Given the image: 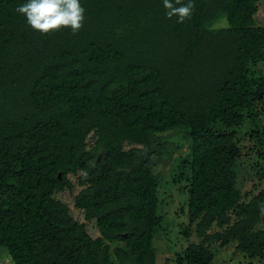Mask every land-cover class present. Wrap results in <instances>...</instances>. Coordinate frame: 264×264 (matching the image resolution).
I'll list each match as a JSON object with an SVG mask.
<instances>
[{
  "label": "trees",
  "instance_id": "16d2710c",
  "mask_svg": "<svg viewBox=\"0 0 264 264\" xmlns=\"http://www.w3.org/2000/svg\"><path fill=\"white\" fill-rule=\"evenodd\" d=\"M261 1L194 0L179 23L163 0H80L83 29L46 36L15 11L27 0H0V246L10 264H157L156 167L175 163L184 143L183 233L199 240L177 264H214L213 247L264 259V183H238L243 154L264 179Z\"/></svg>",
  "mask_w": 264,
  "mask_h": 264
},
{
  "label": "rangeland",
  "instance_id": "374dc122",
  "mask_svg": "<svg viewBox=\"0 0 264 264\" xmlns=\"http://www.w3.org/2000/svg\"><path fill=\"white\" fill-rule=\"evenodd\" d=\"M260 5L261 8L258 14V21L263 23L264 1H261ZM221 25L227 26V20L223 18L220 21H217L214 26L218 27ZM256 67L258 68V73L264 76V61L260 62ZM246 129H248L247 126L237 129V133L241 139V145L244 147L248 144L249 140V135H244ZM171 139L174 140L173 142L175 145L178 146L181 144L178 134L173 135ZM186 149L187 143L182 144L181 147H178L174 151L175 163H165L163 165V162H161L156 167V171L161 172L159 187L160 202L158 209L161 221L157 235L154 239V244L157 249V264H177V255L181 254L190 243L199 240L194 231L188 236L183 233L189 220L186 213H183L181 208L183 205H186L188 198L186 186L189 181L186 176H183L178 181H176V177L179 175L177 174L179 169L177 164L178 159L185 157L189 151ZM254 161L253 156L248 157L244 154L238 160V183L243 190L252 188L253 183L259 185H261L260 181L264 183V179L260 180L255 175V170L251 169ZM213 250L216 252L214 264H216L217 261H219V263L222 262L223 264H243L248 262H252L253 264H264V259L250 258L241 252H236L233 247L228 251L216 247H213ZM6 260H8L7 263L10 264L11 257L8 255L6 248L0 246V264Z\"/></svg>",
  "mask_w": 264,
  "mask_h": 264
},
{
  "label": "clouds",
  "instance_id": "9594fccd",
  "mask_svg": "<svg viewBox=\"0 0 264 264\" xmlns=\"http://www.w3.org/2000/svg\"><path fill=\"white\" fill-rule=\"evenodd\" d=\"M163 7L167 18L176 17L177 22L183 23L192 18L195 3L194 0L186 3L184 0H163ZM15 11L26 18L32 30L46 36L63 30H70L75 35L83 29L85 22V8L80 0H27Z\"/></svg>",
  "mask_w": 264,
  "mask_h": 264
}]
</instances>
